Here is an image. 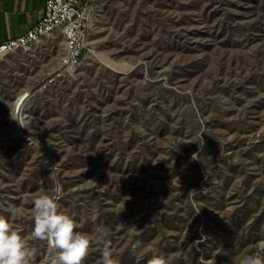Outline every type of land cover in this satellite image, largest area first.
Wrapping results in <instances>:
<instances>
[{
    "label": "rangeland",
    "instance_id": "374dc122",
    "mask_svg": "<svg viewBox=\"0 0 264 264\" xmlns=\"http://www.w3.org/2000/svg\"><path fill=\"white\" fill-rule=\"evenodd\" d=\"M84 52L59 76L58 33L0 56V215L31 264L41 192L104 233L82 264L264 251V0H94Z\"/></svg>",
    "mask_w": 264,
    "mask_h": 264
},
{
    "label": "clouds",
    "instance_id": "9594fccd",
    "mask_svg": "<svg viewBox=\"0 0 264 264\" xmlns=\"http://www.w3.org/2000/svg\"><path fill=\"white\" fill-rule=\"evenodd\" d=\"M60 185L57 182V191ZM34 226L36 237L46 238L55 250L50 257V264H82L90 244L95 240H103L104 233L98 229L97 235L75 231L77 221L61 210L58 199L41 192L34 200ZM15 207L10 206L9 212ZM137 246L140 244L136 242ZM35 249L26 245L8 218L0 215V264H31ZM103 264H119L111 249L105 243L103 249ZM149 264H166L162 255H153ZM239 264H264V251L249 253L241 257Z\"/></svg>",
    "mask_w": 264,
    "mask_h": 264
},
{
    "label": "built area",
    "instance_id": "2783aa9c",
    "mask_svg": "<svg viewBox=\"0 0 264 264\" xmlns=\"http://www.w3.org/2000/svg\"><path fill=\"white\" fill-rule=\"evenodd\" d=\"M94 0H44L38 22L23 34L0 43V56L23 50L55 33L63 37L64 54L55 76L73 68L85 53Z\"/></svg>",
    "mask_w": 264,
    "mask_h": 264
},
{
    "label": "crops",
    "instance_id": "0c3cea01",
    "mask_svg": "<svg viewBox=\"0 0 264 264\" xmlns=\"http://www.w3.org/2000/svg\"><path fill=\"white\" fill-rule=\"evenodd\" d=\"M43 4L44 0H0V43L32 28Z\"/></svg>",
    "mask_w": 264,
    "mask_h": 264
},
{
    "label": "bare ground",
    "instance_id": "6f19581e",
    "mask_svg": "<svg viewBox=\"0 0 264 264\" xmlns=\"http://www.w3.org/2000/svg\"><path fill=\"white\" fill-rule=\"evenodd\" d=\"M26 98H27V95L23 94L22 96H20L16 100L14 111H15L16 115L18 116L17 119L21 118L22 111H23L24 106H25Z\"/></svg>",
    "mask_w": 264,
    "mask_h": 264
}]
</instances>
